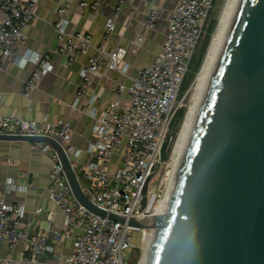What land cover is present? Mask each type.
I'll return each instance as SVG.
<instances>
[{
	"label": "built area",
	"instance_id": "1",
	"mask_svg": "<svg viewBox=\"0 0 264 264\" xmlns=\"http://www.w3.org/2000/svg\"><path fill=\"white\" fill-rule=\"evenodd\" d=\"M106 1H82L80 7L97 13ZM39 3L40 0H0V70H4L10 61L22 68L28 63L35 65L22 90L26 97H30L39 81L53 70L52 52L64 55L70 62L78 55L86 54L92 45V33L67 31V4L58 9L59 18L54 25L57 48L44 53L28 49L17 55L16 47L25 41L27 28L37 17ZM213 4L214 0H177L168 14V30L157 59L140 68L131 76L130 83L113 81L111 88L118 97L105 108L99 107L98 95L92 91L93 76L102 69L128 75L131 65L122 58L119 45L110 50L104 46L97 48L81 70L82 84L71 105L79 115L94 119L92 137L85 148L71 143L72 127L68 119L49 122L0 115V135L47 136L58 141L70 159L84 193L99 208L126 219L162 213L173 184L169 178L171 162L161 161L160 151L165 140L170 141L171 147L173 120L192 85L180 97L181 87ZM118 12L119 9L116 15ZM159 13V5L154 3L142 33L131 41V50L141 46L145 33L154 28ZM114 29L115 20L109 19L105 39ZM33 145L35 150L48 154L51 159L48 195L65 220L64 229L52 227L53 212L47 211L48 229L58 244L71 239L72 249L67 254L56 251L49 236L40 231L27 248L25 264H128L126 252L137 249L131 241L132 232H140L142 246L145 234L152 230L131 227L91 212L76 199L59 153L44 142H33ZM121 146H124L122 162L112 172L113 158ZM83 153L87 160L78 163L76 160ZM152 172L154 176H160L158 188L157 191L151 188L153 176L148 185L147 205L140 210L142 189ZM20 189L25 187L13 178L7 180L5 189H0V242L13 246L28 241L33 226L25 205L8 200L10 194ZM43 212L41 207L35 210L37 215ZM45 255H50L52 262L42 263L40 259ZM2 262L10 264L11 259Z\"/></svg>",
	"mask_w": 264,
	"mask_h": 264
},
{
	"label": "water",
	"instance_id": "2",
	"mask_svg": "<svg viewBox=\"0 0 264 264\" xmlns=\"http://www.w3.org/2000/svg\"><path fill=\"white\" fill-rule=\"evenodd\" d=\"M0 141L51 145L82 205L155 229L148 264H264V0L241 1L163 213L126 219L96 206L55 139L0 135ZM169 147L165 140L161 161Z\"/></svg>",
	"mask_w": 264,
	"mask_h": 264
},
{
	"label": "crops",
	"instance_id": "3",
	"mask_svg": "<svg viewBox=\"0 0 264 264\" xmlns=\"http://www.w3.org/2000/svg\"><path fill=\"white\" fill-rule=\"evenodd\" d=\"M82 1L92 0H40L37 17L27 28L25 41L17 45L16 53L22 55L28 49L44 53L57 48L58 36L54 25L59 18L58 9L67 4V31L92 33L89 51L70 62L64 55L52 52L54 68L39 81L30 97L24 96L22 90L35 65L28 63L22 68L10 61L4 70H0V115L49 122L68 119L72 127L71 143L83 149L92 137L94 119L89 115H79L71 107L82 84V68L89 63L98 47L104 46L107 50L116 45L121 47L122 58L131 65L128 75L102 69L93 76L92 91L98 95L99 107L105 108L118 97V93L111 88L113 81L128 84L131 76L140 68L157 59L168 30V14L177 0H107L97 13L80 7ZM154 3L159 5V18L154 28L145 33L141 46L131 50V41L142 33L147 14ZM109 19L115 20V29L105 39V26ZM33 146V142L29 141H0V189H5L9 178L24 186L25 189L10 194L8 200L25 205L33 221L31 238L28 241L14 246L0 242V264H8L2 262L6 258L11 259L10 264H25L27 248L35 239V234L40 231L49 236L56 251L67 254L72 249L71 239H65L58 244L52 231L48 229L47 211L53 212L52 227L64 229L65 220L48 195L51 159L48 154L35 150ZM86 160L85 153L77 159L78 163ZM38 207L44 210L40 215L35 213ZM40 261L50 263L52 259L50 255H45Z\"/></svg>",
	"mask_w": 264,
	"mask_h": 264
},
{
	"label": "bare ground",
	"instance_id": "4",
	"mask_svg": "<svg viewBox=\"0 0 264 264\" xmlns=\"http://www.w3.org/2000/svg\"><path fill=\"white\" fill-rule=\"evenodd\" d=\"M242 0H227L222 15L220 17L217 29L213 35L206 59L203 66L196 76L195 84L192 93L193 103L190 105L183 127L173 150V157L171 161L172 170L170 172V180L174 184L179 168L181 166L186 148L190 141L192 132L194 130L200 108L208 91L214 72L219 63L223 49L225 47L228 35L230 33L232 24L238 12ZM172 187V185H171ZM170 192V190H169ZM169 196V195H167ZM167 198L164 201L166 205ZM164 209H162V213ZM156 237V230L145 234L142 242L143 255L140 264H148L150 253L153 247V242Z\"/></svg>",
	"mask_w": 264,
	"mask_h": 264
},
{
	"label": "rangeland",
	"instance_id": "5",
	"mask_svg": "<svg viewBox=\"0 0 264 264\" xmlns=\"http://www.w3.org/2000/svg\"><path fill=\"white\" fill-rule=\"evenodd\" d=\"M226 1L227 0H217L216 4L213 6L212 8V12H211V16H210V20L211 19H214L216 21V25H215V28L212 32V35L210 37V40H209V43L207 45V48H206V51H205V54H204V57L202 59V62L198 68V70L196 71L195 75H194V79L192 81V86L188 92V94L186 95V97L184 98L183 100V106L181 108L184 109V116L182 117V119H180L178 121V123L172 127L171 126V134H170V139H171V147L169 149V153L167 155V159H166V162L167 164L169 162L172 161V154H173V150H174V146H175V143L177 141V138L179 136V133L181 132V129L183 127V124H184V121L186 119V116H187V113H188V110H189V107L190 105L193 103V100H192V93H193V88H194V84H195V79H196V76L198 75V73L200 72L202 66H203V63L206 59V56H207V53H208V50H209V47H210V44L212 42L211 39L212 36L215 34L216 32V29H217V26H218V23H219V20H220V17L222 15V12L224 10V7H225V4H226ZM201 55H202V50H201V47H199L194 55V58L192 59V64H191V67L189 68L188 72H187V76H186V79L187 77H189V75L192 73V70L193 72L197 69V65H198V62H199V58H201ZM187 82L188 80L185 82L184 80V83L181 87V91H180V97L183 95V93L185 92L184 88L185 86H187ZM189 89V88H188ZM123 151H124V146H121L118 151H117V154L114 156L113 158V161H112V172H115L118 168V166L121 164L122 162V157L121 155L123 154ZM77 161V160H76ZM164 165V164H163ZM166 165V163H165ZM159 175L156 174L154 176V179H153V182L151 184V188L154 190V191H157V188H158V182H159ZM131 241L132 243H134L138 249H135L137 252H135V250H131L130 252H126L125 256L127 258V263L128 264H133L132 263V260H133V257H134V254L138 257V261H137V264H140L141 262V259H142V255H143V250H142V246H141V234L140 232H136V231H133L132 232V236H131Z\"/></svg>",
	"mask_w": 264,
	"mask_h": 264
},
{
	"label": "trees",
	"instance_id": "6",
	"mask_svg": "<svg viewBox=\"0 0 264 264\" xmlns=\"http://www.w3.org/2000/svg\"><path fill=\"white\" fill-rule=\"evenodd\" d=\"M216 2H217V0H214V4H213V6L216 4ZM211 12H212V10H211ZM211 12H210L209 17L207 18V21H206V24H205V27H204V31H203V36H202L201 41H200V43H199V45H198V48L201 47V50H202L201 58H199V62H198V65H197V69H196L194 72H193V70H192V73L189 75V77H187V79H186V76H187V75H186L185 78H184L185 82H186L187 80H188V82H187V86H185V88H184L185 92L183 93V95L186 93V91L188 90V88H189L190 85L192 84V81H193V79H194V75H195L196 71L198 70V68H199V66H200V64H201V62H202V59H203V57H204V54H205V51H206L207 45H208L209 40H210V37H211L212 32H213V30H214V28H215L216 21H215L214 19H211V20H210ZM198 48H197V49H198ZM196 51H197V50H196ZM195 53H196V52H195ZM194 55H195V54H194ZM193 58H194V57H193ZM191 64H192V61H191V63H190V67H191ZM190 67H189V68H190ZM183 83H184V81H183ZM182 85H183V84H182ZM183 95H182V96H183ZM183 116H184V109L181 108V109H179V110L177 111V114H176V116H175V118H174V120H173V123H172V127H174V126L178 123V121H179L180 119H182ZM137 251H138V249H137ZM137 251L135 250L134 253H136ZM137 261H138V257L134 254V257H133L132 263H133V264H137Z\"/></svg>",
	"mask_w": 264,
	"mask_h": 264
}]
</instances>
